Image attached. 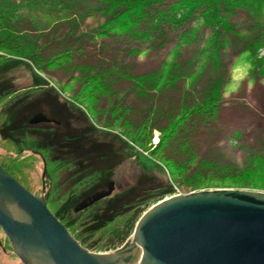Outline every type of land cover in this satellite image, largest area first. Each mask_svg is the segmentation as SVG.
I'll return each instance as SVG.
<instances>
[{
  "label": "rangeland",
  "instance_id": "rangeland-1",
  "mask_svg": "<svg viewBox=\"0 0 264 264\" xmlns=\"http://www.w3.org/2000/svg\"><path fill=\"white\" fill-rule=\"evenodd\" d=\"M32 1L0 0V12L14 13L19 17L16 12L21 2L24 5ZM29 20L34 22L32 17ZM101 22L99 17H89L82 24V18L76 15L72 21L49 25L44 32L26 33L12 26L31 43L16 39L17 36L9 29H0V161L11 167L22 185L35 195L43 193L42 157L43 154L49 156L44 179L48 206L56 216H61L63 224L76 238L81 236L86 241L85 248L94 253L113 252L124 245L134 234L143 214L167 198L209 189L264 191V159L261 158L254 160L261 165V170L235 172L232 176L219 175L215 182L204 179L205 176L185 172L182 166L177 165L181 157L189 153L185 151L188 145L190 150L193 149L190 148L192 142L185 139L194 134L197 124L193 122L205 112L200 104H196L194 110H178V102L177 111H169L163 119L152 108L148 119L144 108H148L151 102L144 96L134 97L131 76L120 80L122 85L118 78L112 76L105 87V95L98 96L100 91L95 90L93 84H88L81 68L82 77L73 67L65 71L61 66L50 70L48 60L43 58L44 53L36 50L47 42H53L55 49L57 44L64 46L68 40L88 45L90 40L84 36ZM93 41L90 44L96 46L92 50L100 49L101 39ZM30 52H33L32 56H29ZM165 53L140 52L135 57L129 56L123 67L133 64L136 68V64L139 70H156ZM88 54H92L91 50ZM263 55L264 49H260L259 56ZM36 58L39 63L35 62ZM230 60V72L219 106L223 116L231 120V110L238 105L243 113H260L264 68L261 74L253 70L245 52ZM100 66L96 67L97 71ZM133 104L139 107L140 113H135ZM92 111H98V115L94 116ZM35 113L57 117L63 121V126L57 131L48 129L49 126L33 127L29 121ZM179 117L183 119L179 121ZM259 120L248 119L247 125ZM254 126L242 142L231 137V133L218 138V143L213 142L216 143L215 153L221 156L219 160L226 157L228 161L242 164L248 151L264 155V125ZM213 130L210 129L211 132ZM209 134L207 132L203 140L207 141ZM207 144L206 148L212 146L209 142ZM170 166L181 174L174 176ZM111 181L114 182V190L110 196L88 209L75 211L84 198L106 189ZM133 216L138 219L131 230L128 226L132 224L133 220L129 222V219Z\"/></svg>",
  "mask_w": 264,
  "mask_h": 264
},
{
  "label": "trees",
  "instance_id": "trees-1",
  "mask_svg": "<svg viewBox=\"0 0 264 264\" xmlns=\"http://www.w3.org/2000/svg\"><path fill=\"white\" fill-rule=\"evenodd\" d=\"M16 13L19 17L1 11L0 29H9L10 33L17 36L16 39H23L27 43L31 42L22 38L26 36L21 37L23 33L18 32L17 27L26 33L44 32L49 29V25L72 21L76 15L82 18V24L89 17L102 20L100 25L90 30V34L84 36L90 43L100 38L101 48L98 50H92L96 44L84 45L74 40H68L64 46L57 44L56 49L53 42L36 48L38 52L44 53L43 58L48 60L50 70L61 66L62 71L73 67L74 71L80 72L81 68L88 84H93L95 90L100 91L98 96L105 95V87L112 76L119 81L131 76L134 97L144 96L151 102L148 108H144L148 119L151 118L152 108L163 119L169 111L177 108L194 110V106L200 104L205 112L197 122H193L197 124L194 134L185 139L186 142H192L190 148L193 149L190 150L186 143L188 148L185 151L189 153L177 162L185 172H193L215 182L219 175L230 176L235 172L262 169L255 161L256 158L264 159L263 154L248 151L242 164L228 161L226 157L219 160L221 156L215 153L216 143L213 142L218 143V138L230 136V133L233 134L231 137L239 138V142H242L252 126L264 125V96L259 98L262 108L260 113H243L238 105L231 110L233 118L226 120L223 110L219 108L233 56L241 52L248 53L253 70L261 74L264 68V55L259 56L260 49H264V0H34L24 5L21 2ZM15 17L17 20L13 21ZM29 17H32L33 23ZM13 25L16 29L12 28ZM90 50L92 54H88ZM146 51L157 55L166 51L156 70H139L136 64V68L133 64L123 67L129 56L135 57ZM32 54L30 52L29 56ZM35 62L39 63L37 58ZM99 66L98 72L96 67ZM133 109L135 113L141 111L134 104ZM97 112L92 111L94 116L98 115ZM257 118L260 119L258 123L247 125L248 119ZM178 119L180 121L183 117ZM233 120L235 122L231 125ZM211 128H214L212 132ZM207 132L210 134L206 141L203 137ZM208 142L211 148H206ZM202 144L203 147L200 146ZM0 165L20 182L11 167L1 161ZM170 168L174 176L181 174L175 167ZM57 217L64 223L60 215ZM137 219L134 216L129 219V222L133 220L128 226L131 230ZM76 239L85 247L86 241L81 236Z\"/></svg>",
  "mask_w": 264,
  "mask_h": 264
},
{
  "label": "water",
  "instance_id": "water-1",
  "mask_svg": "<svg viewBox=\"0 0 264 264\" xmlns=\"http://www.w3.org/2000/svg\"><path fill=\"white\" fill-rule=\"evenodd\" d=\"M35 114L30 124L48 122ZM45 163V161H44ZM38 196L0 165V226L23 264H264V191L209 189L167 198L139 219L134 234L113 252L83 247ZM114 190L84 198V210Z\"/></svg>",
  "mask_w": 264,
  "mask_h": 264
},
{
  "label": "flooded vegetation",
  "instance_id": "flooded-vegetation-1",
  "mask_svg": "<svg viewBox=\"0 0 264 264\" xmlns=\"http://www.w3.org/2000/svg\"><path fill=\"white\" fill-rule=\"evenodd\" d=\"M35 114H38V113H35ZM47 118L50 119L48 122H41L38 124H32L33 127L46 128L49 126L48 129L53 130V131H57L58 127L63 126V121L61 119H58L57 117H52V118L47 117ZM53 127H55V128H53ZM37 150H39V149H37ZM43 155H44V157H42V160H43V163L45 161L44 164L46 165V168H47L49 156H47L45 154H43ZM0 264H23L22 260L17 256L16 252L14 251V248H13L11 242L9 241L8 237L6 236V234L3 231L1 226H0Z\"/></svg>",
  "mask_w": 264,
  "mask_h": 264
}]
</instances>
